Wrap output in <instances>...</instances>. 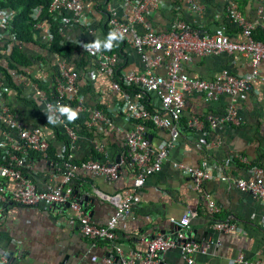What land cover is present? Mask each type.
<instances>
[{
	"label": "crops",
	"instance_id": "0c3cea01",
	"mask_svg": "<svg viewBox=\"0 0 264 264\" xmlns=\"http://www.w3.org/2000/svg\"><path fill=\"white\" fill-rule=\"evenodd\" d=\"M82 1V12L89 22L90 31L76 22L69 25L59 24L62 40L73 45L71 42L77 39L79 44L73 46L79 52L82 51L80 44L84 41L107 38L104 28L105 2H109L119 16H122L119 0H101L97 6L93 0ZM160 1L155 11L145 16V22L155 30H167L174 17L179 16L199 34L224 33L232 39L243 38L237 23L226 16L222 0H190L200 11L194 9L188 0ZM233 1L247 19L258 20L260 15H264V0ZM259 7L262 10L257 12ZM134 27L138 31L144 30L141 23H134ZM42 32L41 29H35L34 40L43 41ZM20 47L28 55L39 51L37 43ZM122 51L125 69H143L142 61L131 46L123 43ZM77 54L71 58L77 59ZM53 56L48 55L44 63L32 58L27 66L28 74L36 75L43 84H51L46 73L49 67L45 63L48 62L53 70ZM180 69L185 75L209 79L222 69L241 75L248 73L251 68L240 53L220 51L213 55L192 54L181 63ZM153 71L162 73L163 67L155 66ZM11 79L14 87L7 86L4 102L14 116L24 123L40 124L43 134L52 146V154L56 155L61 142L54 139L51 130L42 124V119L48 122V115L42 110L40 99L24 78L21 81L14 77ZM76 86L88 106L101 105L104 111L110 113L111 124L100 123L97 128L102 133L98 139L102 150L94 148L93 141L96 138L93 135L79 132L69 148L73 158L88 157L93 149L100 154L99 159L106 158L119 165L117 178L110 182L82 169H78L70 181L73 191L82 196L90 220L102 224L114 208L106 196L121 193L132 184L134 175L129 165L124 162L126 151L122 137V132L131 126L132 120L115 112V105L121 103L122 95L109 86L108 77L98 72L94 64L90 63L82 70L78 69ZM129 93L134 97L133 92ZM184 100L185 104L179 116L181 122L190 114L199 116L201 120L207 114H221L233 102L238 123L217 125L210 129L203 121L194 129L180 128L175 143L167 149L162 159L161 169L148 175L144 185L134 193V204L130 212L116 221L115 242L81 235L77 230L74 213L67 208L58 210L54 206L38 203L26 206L8 198L5 203L0 202V254L5 256L2 264H102L98 259L110 252L116 244L125 252L129 249L143 252L145 246L140 236L168 232V217H177L186 207L193 211L186 234L205 246L203 251L193 252V261L190 264H237L234 259L238 254L249 260L258 259L264 264V199L240 190L232 181L220 179L223 174L230 178H250L255 166H264V62H258L255 76L248 80L246 89L235 95L234 99L222 93L218 98L206 101L199 93H189L184 95ZM147 101L149 106L159 109V99L154 92H148ZM76 112L79 120L83 118L85 121L89 117L87 110ZM167 134V128L163 126L145 127L150 149L158 147ZM29 157L31 167L27 172L36 187L42 189L46 184L60 180V171L45 157L35 152L29 154ZM203 160L208 162L211 175L202 182L200 188L194 190L191 188L190 176L173 162L198 167ZM3 180V184L9 189L11 179ZM206 198L218 206L217 213L211 215L207 211ZM224 219L233 221L235 227L224 232L211 229L212 220ZM93 255L96 259L91 260ZM162 257L164 264H188L177 247L166 249Z\"/></svg>",
	"mask_w": 264,
	"mask_h": 264
},
{
	"label": "built area",
	"instance_id": "2783aa9c",
	"mask_svg": "<svg viewBox=\"0 0 264 264\" xmlns=\"http://www.w3.org/2000/svg\"><path fill=\"white\" fill-rule=\"evenodd\" d=\"M188 1L190 4L192 3L190 0ZM222 1L226 16L237 23L243 38L232 39L224 33L199 34L179 16L174 17L167 30H155L145 22V16L155 11L160 0H119L121 17L109 2H105L106 25L111 31L120 33L123 37L122 42L131 46L137 53L143 63V69L140 71L127 70L125 67L117 68L115 77L118 57L114 51H95L83 47V45L94 41H84L80 44L81 50L87 53L88 59L96 66V70L108 77L109 86L122 95L121 103L115 105V112L132 120L131 126L122 132L126 160L134 175L132 184L121 193H112L106 196L113 203L114 208L102 224H96L90 220L82 196L72 190L70 181L76 171L82 169L102 176L107 182H110L117 178L119 165L106 160V158L99 159L89 156L77 162H71L72 156L69 148L77 132L61 119V115L56 109L58 105H67L75 111L87 110L89 119L86 124L88 125L95 122L110 125V115L96 107L88 106L84 102L83 95L76 86L77 71L72 68L67 69L65 63L58 58L54 60L57 75H53L51 78V84L56 93L51 99L44 89L38 86L36 80H31L26 76L28 74L27 67L23 66L20 70L8 69L11 77L18 81L25 79L26 84L40 99L42 110L47 115L58 117L59 122L56 125L60 126L65 135L68 147L65 148L61 143L55 155L57 162L52 163L61 173L60 180L56 183L46 184L42 189L36 187L27 172L31 167L29 152L36 151L43 154L47 149V139L39 123L27 124L14 116L8 108L9 106L4 102L3 97L7 85L0 77V202L9 198L15 203L26 206L38 203L54 206L58 210L67 208L74 213L77 230L81 235L91 239L103 238L115 242L117 239L114 229L116 221L130 212L134 204L136 189L144 185L148 175L161 169L162 159L167 149L177 139V123L185 104L184 95L199 93L204 100L209 101L226 93L234 99L235 95L246 89L248 80L255 76L258 62H264V41L253 35L255 28L264 29V15H260L258 20H250L244 17L233 0ZM191 5L200 11L194 3ZM82 10V0H49L46 8V12L60 24L69 25L76 22L82 28L90 31L89 22ZM261 10L259 7L257 12ZM38 11L39 6L35 5L30 8L29 13L35 19L34 28L43 31V40L46 41L49 39V25L39 17ZM11 17L12 10L0 6V39L2 41L3 38H8L11 43L20 47L21 43L14 38L10 29ZM134 23L143 24L144 30L138 31L134 27ZM71 43L79 44L77 39H73ZM0 51L2 54L8 52L7 49L1 48ZM220 51L240 53L250 66V71L246 74L235 75L222 69L216 76L209 79L181 73L180 65L188 60L190 55H213ZM0 63L6 66L2 57ZM159 65L163 67V72H154L153 68ZM118 81L125 86H136L140 92L136 91L133 93L134 97H131L129 93L131 91L121 90ZM146 91L154 92L157 95L160 103L159 109L150 112L147 106L145 107L139 100L142 92ZM71 101H74L73 105H71ZM236 113L233 102H230L221 114L215 116L207 114L202 120L199 116L190 114L185 119V126L194 129L203 121L210 129L217 125L237 124ZM146 119H149L152 125L167 128V137L155 149L149 148V141L145 135L143 120ZM93 145L96 150H102V144L98 140L94 139ZM173 164L190 176L191 188L194 190L200 188L202 182L211 175L210 166L206 160H203L198 167L184 165L181 162H173ZM5 178L11 179L9 189L3 184ZM220 179L232 181L240 190L248 191L254 197L264 199L263 165L255 166L250 178H230L223 174ZM205 207L211 215L219 211L218 206L208 198L205 199ZM1 209L0 206V212ZM192 217L193 211L186 207L177 217H168L170 223L168 232H154L140 236V240L145 246L143 252L131 249L125 252L122 247L116 244L98 261L102 264H164L162 253L168 248L177 247L185 262L190 264L193 261V252L203 251L205 247L186 234ZM210 227L216 232H224L233 229L235 223L227 219L212 220ZM93 259H96L94 255L91 257V260ZM4 261L5 256L0 254V264ZM234 261L237 264H263L258 259L249 260L241 254H238Z\"/></svg>",
	"mask_w": 264,
	"mask_h": 264
},
{
	"label": "trees",
	"instance_id": "16d2710c",
	"mask_svg": "<svg viewBox=\"0 0 264 264\" xmlns=\"http://www.w3.org/2000/svg\"><path fill=\"white\" fill-rule=\"evenodd\" d=\"M93 1H94L95 6H97L100 4L101 0H93ZM48 2L49 0H0V6L7 7L8 9L12 10V17L10 19L11 21L10 29L14 35V38L21 43V46L24 44H28V43H37L38 48H39V51H36L34 55H28L21 50V47H18L14 45L13 43H11L10 39L3 38L2 41L0 39V42H1L0 48L4 50L7 49L8 51L4 54H2L0 51V58L2 57L6 62L5 64L6 66H3L0 63V77L5 81L7 86L14 87V83L12 82L8 69L14 68L15 70L16 69L20 70L21 67L23 66L27 67L30 65L32 58L38 59L44 63V61L47 60L46 58L48 55L51 57L52 55H54L53 57L58 58L65 63L67 69L72 68V69H75L76 71H78V69L82 70L84 66H87L88 64L92 63L88 59V55L86 52L84 51L79 52L78 50H76V48L73 45L67 44L62 41V37L60 34L61 32H60L59 21L53 20L52 15L46 12ZM35 5L39 6V11H38L39 17L43 19V21L45 20L47 24L49 25V31H50L49 39H47L46 41L34 40L35 38H34L33 32L35 31V28H34L35 19L32 18L29 12H30V8ZM104 28L107 33L105 35L108 36L111 30L106 25L105 22H104ZM253 35L256 38L264 41V29L257 27L256 29H254ZM122 48H123V42H122V39H120L114 42V47L111 49V51H114L118 57V62L115 66V73H114L115 77L118 71L117 68L119 69L125 66V57H124ZM75 53L76 54L79 53L77 54L78 56L77 59L71 58V56L74 55ZM45 65H48L49 67L46 70V73H48L47 77L51 79L53 78V75L54 76L57 75L55 66L52 70L48 62L45 63ZM26 76L29 77L31 80H36L38 86H40L41 89H44V91L50 96V99L54 98V95L56 92L54 91L52 84L47 85V83L43 84L41 83V81L39 82V80L36 78V75L32 73H29ZM118 84L121 90L123 91H131L133 93H136V91L140 90L136 86H125L119 83V81H118ZM139 100L145 105V107L147 106L150 112L155 110L152 106H149L148 104L149 101H147L148 100L147 91L142 92V96L139 98ZM73 103L74 101H71V105H73ZM100 106L101 105H97L95 107L100 109L103 113L110 115L109 112H106V110L105 111L103 110L104 107H100ZM79 118L80 117H78L74 121H69L66 115H61V119L64 120L67 123V125L72 127L77 133L78 132L82 134L84 133L89 136L93 135V137H95L97 140L102 136V133L98 132L97 130L98 126L100 125V122H95L94 125H86L85 121H87L89 117H87L85 121L83 118L82 120H79ZM42 124L51 130L52 137L54 139L60 141L65 146V148L68 147V141L65 135L63 134L62 130L60 129V126L49 123V122H45L43 119H42ZM143 124L145 127L153 126L152 122L149 119L143 120ZM185 127H187L185 126V119L182 122L178 120L177 129L180 130V128H185ZM100 128L102 129V127ZM33 152L40 154L41 157L42 156L45 157V159H47L51 163L57 162V156L52 154V146L49 144L48 140H47V149L43 154H41L40 152H36V151H30L29 154ZM63 154H65V152H63ZM89 157L100 158L101 156L98 152L92 149V152L89 155ZM82 158L83 157L76 159L72 157L71 162L72 161L77 162L78 160ZM0 162H1V159H0ZM124 162L125 164H128L126 158L124 159ZM72 190H74L73 186H72ZM6 200L8 199L6 198ZM6 200L3 201L2 203H5Z\"/></svg>",
	"mask_w": 264,
	"mask_h": 264
},
{
	"label": "clouds",
	"instance_id": "9594fccd",
	"mask_svg": "<svg viewBox=\"0 0 264 264\" xmlns=\"http://www.w3.org/2000/svg\"><path fill=\"white\" fill-rule=\"evenodd\" d=\"M122 35L118 33L117 31H111L109 32L107 38L105 40H95L94 42L87 43L83 45L85 49L89 50H95V51H100V50H105V51H110L114 47V42L122 39ZM58 113L60 115H66L68 117L69 121H74L75 119L78 118V113L72 109L70 106L67 105H58L57 109ZM47 120L49 123L56 124L59 122L58 117L54 118L51 114L47 116Z\"/></svg>",
	"mask_w": 264,
	"mask_h": 264
},
{
	"label": "water",
	"instance_id": "95a60500",
	"mask_svg": "<svg viewBox=\"0 0 264 264\" xmlns=\"http://www.w3.org/2000/svg\"><path fill=\"white\" fill-rule=\"evenodd\" d=\"M161 232H163V231H161Z\"/></svg>",
	"mask_w": 264,
	"mask_h": 264
}]
</instances>
